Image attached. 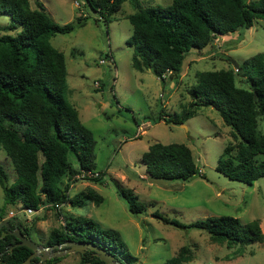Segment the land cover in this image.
<instances>
[{
	"label": "trees",
	"instance_id": "trees-1",
	"mask_svg": "<svg viewBox=\"0 0 264 264\" xmlns=\"http://www.w3.org/2000/svg\"><path fill=\"white\" fill-rule=\"evenodd\" d=\"M126 1L135 10L127 16L133 27L128 39L133 67L151 70L164 85L172 77L173 81L180 77L192 49L203 50L220 35L249 29L258 19L264 20V0H172L166 6L146 7L141 0H87V5L98 14L96 21L108 25ZM44 8L42 2L32 8L30 0H0V16L7 18L0 22V147L11 159L18 177L10 183L0 163L4 200L36 211L45 205L100 204L104 196L96 189L89 187L70 196V183H65L82 171H97V142L92 129L82 122L79 111L66 97V57L51 43L56 34L85 26L90 16L80 14L73 22L59 24ZM106 57L114 60L112 54ZM237 76L244 85H238ZM188 94L191 101L182 112L160 113L159 121L182 125L201 107H213L237 141L225 146L217 170L249 185L264 177V160L259 159L264 155V133L259 127V117L264 118V52L245 59L239 67L233 63L229 69L198 71ZM142 162L149 175L171 181H188L200 173L193 151L185 143L154 142L143 153ZM104 175L98 172L89 178L102 183ZM115 181L129 210L144 213L146 205L134 190ZM58 214L64 223L51 231L46 245L84 241L111 251L124 264L138 261L118 230L105 228L84 215L62 210ZM154 215L183 229L206 231L213 242L229 247L264 241L259 219L244 223L239 217L221 215L183 223L158 211ZM20 225L24 224L19 221ZM25 227L31 236L34 227ZM18 242L7 227L0 229V264H21L33 253L27 246L11 249ZM78 254L76 264H107L92 249ZM62 258L57 256L42 264H57ZM192 258L191 247L184 245L164 264H187ZM33 260L38 262L39 258Z\"/></svg>",
	"mask_w": 264,
	"mask_h": 264
},
{
	"label": "rangeland",
	"instance_id": "rangeland-1",
	"mask_svg": "<svg viewBox=\"0 0 264 264\" xmlns=\"http://www.w3.org/2000/svg\"><path fill=\"white\" fill-rule=\"evenodd\" d=\"M30 2L32 8L42 2L59 24L73 22L80 14L90 16L85 26L68 34H56L51 43L65 54L66 97L79 111L82 122L94 132L96 172L105 173L102 183L91 180V175L78 177V173L65 183H70V196L91 187L104 196V201L100 204L91 201L83 207H73L70 203L60 204V208L45 205L43 210L28 212L21 204H6L0 185L3 218L13 211V218L34 227L31 238L44 245L51 231L64 223L58 211L93 218L103 227L121 233L128 250L138 258L134 264H164L184 245L193 252L187 264H264V241L229 247L226 243L213 242L206 231L183 229L154 215L158 211L183 223L221 215L239 217L244 223L259 219L264 235V177L249 185L231 180L217 170L225 146L237 142L218 111L201 107L197 115L182 125L158 119L160 113H180L188 106L191 101L188 89L196 83L198 71L229 69L232 60L242 63L264 52V20L258 19L249 29L220 35L203 50L192 49L184 60L180 77L175 81L172 77L164 85L151 70L133 67V49L128 44L133 27L127 16L135 10L128 1L108 25L95 20L98 14L89 9L87 0ZM141 2L145 7L166 6L172 0ZM6 19L0 16V22ZM107 54H112L114 60L107 58ZM237 83L244 85L238 76ZM259 127L264 133L263 117H259ZM154 142L190 146L200 173L188 181L150 182L142 155ZM259 159L264 160V155ZM0 163L9 182H15L17 173L2 147ZM115 180L134 190L146 205L144 213L133 214L129 210ZM62 257L58 264H76L80 260L77 252Z\"/></svg>",
	"mask_w": 264,
	"mask_h": 264
},
{
	"label": "water",
	"instance_id": "water-1",
	"mask_svg": "<svg viewBox=\"0 0 264 264\" xmlns=\"http://www.w3.org/2000/svg\"><path fill=\"white\" fill-rule=\"evenodd\" d=\"M233 61V60H232ZM234 66L239 67L240 63L237 61H233ZM186 126V125H183ZM149 181L155 183H167L171 180H167L164 178L153 177L149 175ZM16 224V229L11 230V233L16 235L19 239V242L14 244L11 249L15 246H27L33 250V253L21 264H42L44 261L57 257L62 256L65 254H69L72 252H85L87 249H92L95 251L96 255H98L103 261L107 264H124L121 260L116 259L115 255L108 251L107 249L97 246L92 243L84 242V241H73L68 240L64 243H56L54 245H44L35 242L31 236L28 234H24V228L19 226V220L14 219ZM11 220H4L0 223V229L5 225L7 228H10ZM34 258H39L38 262H34Z\"/></svg>",
	"mask_w": 264,
	"mask_h": 264
},
{
	"label": "built area",
	"instance_id": "built-area-1",
	"mask_svg": "<svg viewBox=\"0 0 264 264\" xmlns=\"http://www.w3.org/2000/svg\"><path fill=\"white\" fill-rule=\"evenodd\" d=\"M101 62H104V60H101ZM97 84V86H99L98 84L99 83H96ZM86 175H98V172H92V171H90V172H85V171H82V173H78L77 174V176L78 177H80V176H86ZM74 179H76V178H74ZM56 207H58V208H60L61 207V205L60 204H56ZM28 210V212H34V211H36V210H32V209H27Z\"/></svg>",
	"mask_w": 264,
	"mask_h": 264
},
{
	"label": "flooded vegetation",
	"instance_id": "flooded-vegetation-1",
	"mask_svg": "<svg viewBox=\"0 0 264 264\" xmlns=\"http://www.w3.org/2000/svg\"><path fill=\"white\" fill-rule=\"evenodd\" d=\"M13 222V220H11V222H10V228H7L10 232H11V230H15L16 229V224L15 223H12ZM15 222V221H14ZM5 226V225H4ZM20 226H22L23 228H24V231H23V233L24 234H28L29 235V233H27L26 232V227L24 226V225H20ZM6 227V226H5ZM30 236V235H29ZM18 239V238H17ZM19 240V239H18Z\"/></svg>",
	"mask_w": 264,
	"mask_h": 264
},
{
	"label": "crops",
	"instance_id": "crops-1",
	"mask_svg": "<svg viewBox=\"0 0 264 264\" xmlns=\"http://www.w3.org/2000/svg\"><path fill=\"white\" fill-rule=\"evenodd\" d=\"M43 208H44V206H42L39 210H43ZM11 214H12V215H10V216L8 215V216H6L5 218H3V221L6 220V219H8V220H14V219H13V211H11ZM72 253H73V252H72ZM77 253H79V252H77ZM78 255H79V254H78ZM79 257H80V256H79ZM78 262H79V261H78ZM58 263H59V262H58ZM58 263H57V264H58Z\"/></svg>",
	"mask_w": 264,
	"mask_h": 264
}]
</instances>
